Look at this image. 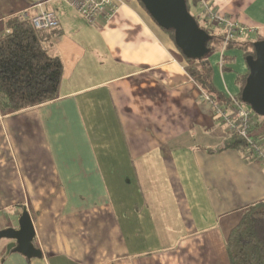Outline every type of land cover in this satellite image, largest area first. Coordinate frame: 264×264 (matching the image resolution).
Listing matches in <instances>:
<instances>
[{"label": "crops", "instance_id": "crops-1", "mask_svg": "<svg viewBox=\"0 0 264 264\" xmlns=\"http://www.w3.org/2000/svg\"><path fill=\"white\" fill-rule=\"evenodd\" d=\"M125 1L96 25L73 9L57 13L61 27L45 44L64 65L59 97L0 110V232L19 228L28 212L42 253L29 259L2 239L0 264H231L232 230L264 203V168L223 149L224 125L184 57L135 0ZM203 1L259 28L250 40L264 33V0ZM51 3L0 0V21ZM230 53V74L221 54L208 58L227 97L249 71L243 52Z\"/></svg>", "mask_w": 264, "mask_h": 264}, {"label": "trees", "instance_id": "trees-1", "mask_svg": "<svg viewBox=\"0 0 264 264\" xmlns=\"http://www.w3.org/2000/svg\"><path fill=\"white\" fill-rule=\"evenodd\" d=\"M136 1L146 12L141 0ZM186 2L191 13L193 3L196 2L195 0H186ZM194 18L199 26L210 35L208 42L210 52L204 59L198 61L184 57L175 44L174 32L158 27L155 21L151 19L160 30L169 36L184 57L189 76L199 91L210 98L214 110L221 104L230 106L232 104L231 99L222 94L215 86L213 67L208 61V57L214 51L222 50L224 34L210 31L205 20L195 16ZM57 30L45 33L36 32L30 21L18 14H13L6 20L0 21V110L2 114L12 115L35 109L51 103L59 97L64 65L61 58L52 55L45 44L46 38L58 33ZM261 40L264 39H258V41ZM256 42L254 40L232 41L227 48L231 46L232 50L242 51L245 59H247L250 56L255 57ZM223 59L224 62L227 60L226 55ZM228 70L231 71V69ZM248 76L249 71L245 75L237 76L239 94L235 96V100L241 104H244L242 92ZM215 116L220 119L217 115ZM258 118L259 123L250 133L251 138L255 140L264 138V131L258 129L262 126L261 119L264 120V117L258 116ZM223 149H237L244 153L250 151L248 142L238 134L228 135ZM227 252L231 264H264L263 202L251 206L244 213L240 223L232 230L228 238Z\"/></svg>", "mask_w": 264, "mask_h": 264}, {"label": "water", "instance_id": "water-1", "mask_svg": "<svg viewBox=\"0 0 264 264\" xmlns=\"http://www.w3.org/2000/svg\"><path fill=\"white\" fill-rule=\"evenodd\" d=\"M146 12L158 27L173 31L175 44L189 60H202L210 52V35L202 29L189 12L186 0H141ZM249 76L242 92V101L261 117H264V40L255 43V57L246 59ZM35 229L28 212L19 220V228L0 232V240H14L9 251L18 252L29 259L42 257L33 244Z\"/></svg>", "mask_w": 264, "mask_h": 264}, {"label": "built area", "instance_id": "built-area-1", "mask_svg": "<svg viewBox=\"0 0 264 264\" xmlns=\"http://www.w3.org/2000/svg\"><path fill=\"white\" fill-rule=\"evenodd\" d=\"M71 9H73L83 20L90 25H96L100 22H109L119 9L126 5L125 0H62ZM202 3V20L206 22L210 31L217 30L224 34V45L221 53L220 67L225 66L224 55L227 51V46L232 41L249 40L251 36L257 33L259 28L243 27L236 21L228 18L214 10L210 5L199 0ZM43 5H36L34 8H41ZM24 19L30 21L33 29L36 32H50L61 27V21L57 14L53 11L40 10L35 15H32L29 10L21 14ZM201 100L212 104L208 96L200 92ZM232 104L219 105L215 110V114L220 118L224 125L226 135L238 134L243 137L249 144V152L247 156L254 160L255 163L264 168V138L259 140L252 139L251 131L259 123L258 115L251 109V107L244 106L237 100L235 96L228 97Z\"/></svg>", "mask_w": 264, "mask_h": 264}, {"label": "rangeland", "instance_id": "rangeland-1", "mask_svg": "<svg viewBox=\"0 0 264 264\" xmlns=\"http://www.w3.org/2000/svg\"><path fill=\"white\" fill-rule=\"evenodd\" d=\"M135 2V4H138L137 3V1L135 0L134 1ZM29 11H30V13H31V8L30 9H28ZM72 9L64 2V1H62V0H52V3H51V11H53V12H55L56 14L57 13H59V14H61L62 12H66V13H68L69 11H71ZM191 13L193 14V15H196L195 14V12L193 11V9H191ZM195 17H197V15L195 16ZM258 39H264V33H262V34H259L255 39H254V41L256 42V40L258 41ZM250 40V39H249ZM232 47L231 46H229L228 48H227V54H226V57H227V60L225 61V69L224 70H222L223 72H225V73H227V74H230V73H233L234 72V70H233V68H232V66H231V64H232V62H234L236 59L235 58H233V56H232V54L230 53V51L232 50L231 49ZM242 52V51H241ZM216 53H219V54H221L222 53V51L220 50V51H214L213 53H212V56H214ZM209 58V57H208ZM245 58V57H244ZM245 62H246V59H245ZM221 69V68H220ZM223 69V68H222ZM228 69H231V71H229ZM239 75H241V74H237V76H239ZM236 85L238 86V88H239V84H237L236 83ZM244 106H246L247 104H243ZM261 119V118H260ZM262 120V126H260L258 129L259 130H261V131H264V120L263 119H261Z\"/></svg>", "mask_w": 264, "mask_h": 264}]
</instances>
